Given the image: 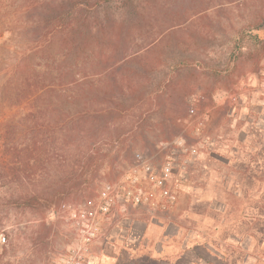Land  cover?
Returning <instances> with one entry per match:
<instances>
[{"label": "rangeland", "instance_id": "1", "mask_svg": "<svg viewBox=\"0 0 264 264\" xmlns=\"http://www.w3.org/2000/svg\"><path fill=\"white\" fill-rule=\"evenodd\" d=\"M31 1L0 0V129L6 122L18 121L32 104L46 114L39 113V117L51 121L84 105L99 106L107 97V75L112 66L120 63V53L113 54L111 40L102 37L85 43L82 38L58 32L44 41L33 40L27 31L32 22L26 15V5ZM85 7L78 4L76 12L84 13ZM150 12L153 27L149 35L132 39L128 46L131 52L137 42L145 43L159 33L157 39L162 37L163 41L147 53L149 59L163 58L162 44L164 48L177 44L185 48L184 43L191 41L188 25L192 22L199 31L194 38L201 50L202 65L211 58L218 69L232 67L235 43L244 51L255 33L264 36V0H154ZM257 22L259 31L254 25ZM175 29L177 36L167 34ZM205 31L211 43L208 57L205 53L209 49H203ZM234 62L237 67L232 80H226L227 86L220 80L209 82L204 74L197 76L198 90L190 113L179 119L178 127L163 114L155 113L151 124L135 130L134 150L100 170L92 192L40 213L9 203L13 185L7 178L0 179V232H4L6 224L25 221L31 215L43 220L53 213L56 247L58 254L64 255L78 242L70 212L73 207L95 201L105 183H115L129 175L136 164L135 153H140L155 172L169 155L176 154L190 159L176 203L167 210L145 205L128 207L126 217L132 226L125 235L133 230L137 238L133 243L124 240L113 257H105L98 264H264V55L258 61H243L241 56ZM126 75L122 71L115 74ZM26 76H33L38 85L49 83L56 93L47 92L33 103L17 101L23 87L20 83ZM209 84L216 89L211 96L203 97L201 89ZM57 89L66 95H58ZM117 96L118 101L125 98L119 93ZM199 100L203 106L198 109ZM145 106L146 103L142 107ZM180 106L175 100L164 103L166 113H177ZM129 107L132 113L138 110L136 106ZM126 115L125 119L131 118L130 113ZM173 128L179 130L169 137ZM11 137L25 140L18 130H13ZM75 145L81 149L77 152L85 147L79 141ZM140 168L137 169L143 174ZM56 181L57 170L51 166L48 173L32 182L23 181L16 190H41ZM150 186L144 179L143 187ZM114 209L119 212L117 206ZM70 231L72 240L68 239ZM104 241L102 238L96 243Z\"/></svg>", "mask_w": 264, "mask_h": 264}, {"label": "trees", "instance_id": "2", "mask_svg": "<svg viewBox=\"0 0 264 264\" xmlns=\"http://www.w3.org/2000/svg\"><path fill=\"white\" fill-rule=\"evenodd\" d=\"M153 1L33 0L26 5L27 18L32 22L27 31L31 33L33 40L44 41L58 32L82 38L85 43L102 37L103 40H111L113 54L120 53V63L112 66L107 75V97L102 99L104 102H99V106L91 105L90 108L84 105L73 113H64L51 121L47 117H39V113L44 116L46 114L35 109L32 104L18 121L4 123L0 129L3 155L0 158V179L7 178L13 185L14 195L8 200L9 203L17 208L43 213L52 207L63 205L77 195L92 192V184L100 177V170L108 165L112 166L116 159L128 156L134 150L135 130L151 124L155 113L169 118V123L173 126L180 125L179 119L189 115L193 95L198 90L197 76L204 74L209 82L220 80L227 86L226 80H232L237 67L234 61L241 56L243 61H258L264 55V36L257 32L253 35L250 47H245L244 51L240 49V44H234L232 67L227 65L228 67L223 66L225 69H218L211 58H207L206 65L203 63V66L201 50L194 38L199 35L194 22L188 25L191 41L184 43L185 48H180L178 44L166 45L164 48L162 44V59H149L147 55L163 41L162 37L157 39L159 33L145 43L137 42L133 51L129 52L128 46L132 39L148 36L153 27L149 22ZM80 3L87 8L83 9L84 13L76 12ZM178 23H183V20ZM259 23L254 24L257 31L260 30ZM163 32L161 33L164 34ZM167 34L177 36L176 29ZM202 39L205 46L203 49H209L205 53V57H208L211 43L206 31ZM120 71L127 75L115 76ZM23 80L17 101L33 103L34 99L47 92L56 93L49 83L38 85L33 76H26ZM215 89L211 84L201 89L203 97L211 96ZM57 91L59 95L61 91ZM118 93L125 97L124 100H116ZM60 94L66 95L63 92ZM171 100L181 104L177 113L165 111L164 103ZM126 101L129 103L124 105ZM201 101H197L198 109L203 106ZM145 103L146 106L142 107ZM129 106H136L138 110L132 113ZM126 113H130L131 118L125 119ZM174 129L168 133L169 137L179 130ZM13 130L22 132L25 140H14L11 137ZM75 141L84 144L82 151L77 152L80 146L77 148ZM51 166L57 170V181L54 184L50 183L41 190L28 188L24 192H17L16 187L23 185V181L32 182L38 176L48 173ZM261 227L264 230V223Z\"/></svg>", "mask_w": 264, "mask_h": 264}, {"label": "built area", "instance_id": "3", "mask_svg": "<svg viewBox=\"0 0 264 264\" xmlns=\"http://www.w3.org/2000/svg\"><path fill=\"white\" fill-rule=\"evenodd\" d=\"M135 159L136 164L129 175L115 183H105L95 201H83L71 209L78 242L61 257V264H87L90 248L104 238V223L110 220L115 206L126 217L130 206L167 210L176 203L190 159L171 154L158 172L152 171L150 163L140 153H135ZM137 168L142 169L143 174ZM144 179L149 180L150 187H143ZM137 236L129 230L125 240L133 243ZM4 241V236L0 235V242Z\"/></svg>", "mask_w": 264, "mask_h": 264}, {"label": "crops", "instance_id": "4", "mask_svg": "<svg viewBox=\"0 0 264 264\" xmlns=\"http://www.w3.org/2000/svg\"><path fill=\"white\" fill-rule=\"evenodd\" d=\"M130 218L123 217L114 209L111 218L104 223V243H96L90 248L87 264H98L105 257H113L121 249L125 231L132 224ZM5 242H0V264H61L63 253L56 247L55 219L53 213L48 219L31 215L25 221L6 224L2 227ZM68 230V229H67ZM70 240L73 233H68Z\"/></svg>", "mask_w": 264, "mask_h": 264}]
</instances>
